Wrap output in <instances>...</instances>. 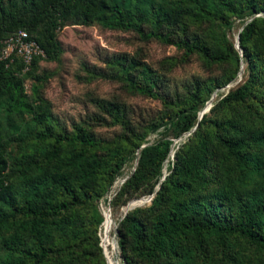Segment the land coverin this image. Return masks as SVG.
<instances>
[{"label": "trees", "instance_id": "16d2710c", "mask_svg": "<svg viewBox=\"0 0 264 264\" xmlns=\"http://www.w3.org/2000/svg\"><path fill=\"white\" fill-rule=\"evenodd\" d=\"M178 1L192 12H182L172 28L163 31L162 25L169 20L164 8L142 9L141 0H10L6 4L0 0V45L8 33L22 30L48 59L58 51L56 31L72 18L130 32L143 41L176 46L184 57L195 55L207 65H233L227 77L194 80L173 95L154 90L158 76L125 55L105 59L108 72L86 71L88 79L117 81L130 93L160 101L165 120L159 124L161 136L152 143L129 125L114 103L94 102L109 123L121 129L110 140L77 125L70 132L55 129L49 115L37 112L29 135L42 148L23 154L16 165L22 171L43 174L48 188L35 193L30 202L17 198L11 189L0 191V229L18 227L22 234L10 241L12 261L4 264H113L107 252L111 221L104 212L100 241L104 259L96 234L101 218L94 202L107 195L130 162L135 165L110 206L154 194L148 209L156 218L147 224L136 209L119 221L115 238L122 264H191L192 254L210 238L226 261L232 259L231 246L236 243L264 258V189L253 187L246 193L242 189L253 179L264 185V111L256 109L264 108V18L255 16L264 15V0H207L213 6L206 0ZM234 20L242 26L237 33L239 52L227 44L224 33ZM202 23L210 26L207 43L186 36L189 25ZM35 59L24 71L26 75ZM17 62L0 60V96H8L11 112L29 110L20 100L21 80L13 70L21 71L23 64L20 59ZM239 64L246 70L244 82L198 119L214 90L236 79ZM184 135L186 141L175 150L173 140ZM3 170L0 143V173ZM221 175L229 180L234 177L236 182L204 195ZM85 207L91 208V214L85 224L77 226L72 214ZM56 224L69 230V236L54 245L47 231Z\"/></svg>", "mask_w": 264, "mask_h": 264}, {"label": "rangeland", "instance_id": "374dc122", "mask_svg": "<svg viewBox=\"0 0 264 264\" xmlns=\"http://www.w3.org/2000/svg\"><path fill=\"white\" fill-rule=\"evenodd\" d=\"M6 4L10 0H1ZM18 1V0H15ZM209 6H213L207 0ZM164 8L169 16V20L163 24V31L172 28V22L178 21L182 12L190 11L192 8L179 2L178 0H141V8L149 6ZM264 18V15L257 14ZM233 20V19H232ZM209 24L189 25L186 36H194L203 42H209ZM242 26L236 20L231 21V26L224 30L227 44L232 49L239 52L237 48V33ZM145 28H147L145 26ZM16 30L8 33L1 41L0 60H4L2 53L6 41L13 36ZM215 32L220 29L215 28ZM25 32V31H23ZM55 38L58 44L56 55L48 59L37 57L29 68V74L24 73V69L13 70L18 79L21 80L22 94L20 100L26 103L28 109L17 108L14 112L8 110L9 99L7 95L0 96V143L2 145V159L4 170L0 173V191L6 188L11 189L17 198L30 202L33 195L48 188L43 174L25 172L16 165L18 159L23 154H33L42 147L35 146V142L29 135V130L33 129L34 118L37 112L47 114L50 125L55 129L71 131L72 125H77L95 137L110 140L121 133L118 126L111 125L109 118L95 107L94 102L101 100L117 104L124 112L129 125L136 131L144 133V140L152 143L157 140L162 133L160 122L164 119L165 109L160 101L130 93L123 89L122 84L117 81L88 79L86 71L95 69L108 72L105 59L116 55H125L142 63L150 71L158 76L156 83L157 92L173 95L175 92L181 93L183 87L194 80L203 81L206 79H223L229 75L233 65L227 64H204L197 56H183V50L173 45L161 44L155 40L143 41L130 32H120L108 30L96 23H80L72 18L65 21L56 31ZM18 57L11 54L8 63L13 64L18 61ZM18 63V62H17ZM16 63V64H17ZM19 69V68H18ZM246 78L244 64H239V70L234 81L228 82L214 90L210 98L205 102L202 109L209 108L228 93L234 91ZM232 88V89H231ZM214 94H216L214 96ZM38 106V107H37ZM258 111L264 108H257ZM208 112V111H207ZM264 115V112L261 113ZM93 117L101 118L94 121ZM163 118V119H162ZM158 126L156 131L152 127ZM173 140L174 149H178L186 140ZM103 151H100V156ZM172 155L169 160H171ZM135 162L127 163L121 170V175L117 177L110 187L107 195L94 202L97 214L101 218L97 228L98 245L101 241V229L103 213L109 215L111 225L108 234L107 252L113 264H122L118 258L119 251L116 244L115 228L124 214L132 213L139 209L141 212L137 216L151 224L156 216L150 207L154 194L130 199L124 204L117 203L110 206V201L127 175L132 171ZM163 172L167 173L166 164ZM236 182L232 177L220 176L218 182L211 185L204 195L212 191H220L230 182ZM256 188H263L259 180L253 181L243 186V191L249 192ZM1 207L3 205L0 203ZM91 214V208L85 207L75 210L72 220L75 225L85 224ZM50 244H57L61 240H66L69 230L63 225L56 224L47 231ZM15 236H22L18 227L4 230L0 229V264L12 261L8 246ZM202 250L195 252L191 257V264H263L264 258L247 249L243 244L236 243L231 246L232 258L226 261L212 238L207 239ZM24 244L30 246L27 240ZM102 252V249H101ZM105 263V260H104Z\"/></svg>", "mask_w": 264, "mask_h": 264}, {"label": "built area", "instance_id": "2783aa9c", "mask_svg": "<svg viewBox=\"0 0 264 264\" xmlns=\"http://www.w3.org/2000/svg\"><path fill=\"white\" fill-rule=\"evenodd\" d=\"M2 53H4V60H8L11 54L17 56L24 70L28 68L33 58L43 57L42 50L23 31L16 32L6 41Z\"/></svg>", "mask_w": 264, "mask_h": 264}, {"label": "water", "instance_id": "95a60500", "mask_svg": "<svg viewBox=\"0 0 264 264\" xmlns=\"http://www.w3.org/2000/svg\"><path fill=\"white\" fill-rule=\"evenodd\" d=\"M237 48H238V36H237ZM208 107H205L204 109H202L200 112H199V114H198V119L201 117V115L203 114V113H206L207 111H208V109H207ZM143 147V146H142ZM125 215V214H124ZM102 255H103V251H102ZM103 258L105 259V257H104V255H103Z\"/></svg>", "mask_w": 264, "mask_h": 264}, {"label": "bare ground", "instance_id": "6f19581e", "mask_svg": "<svg viewBox=\"0 0 264 264\" xmlns=\"http://www.w3.org/2000/svg\"><path fill=\"white\" fill-rule=\"evenodd\" d=\"M232 89V88H231ZM216 94H214V96H215ZM212 97V96H211Z\"/></svg>", "mask_w": 264, "mask_h": 264}]
</instances>
